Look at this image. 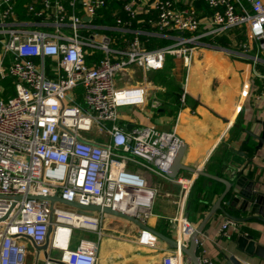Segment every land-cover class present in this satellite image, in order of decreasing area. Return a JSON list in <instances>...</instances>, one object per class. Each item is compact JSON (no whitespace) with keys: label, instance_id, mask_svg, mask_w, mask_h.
<instances>
[{"label":"built area","instance_id":"built-area-1","mask_svg":"<svg viewBox=\"0 0 264 264\" xmlns=\"http://www.w3.org/2000/svg\"><path fill=\"white\" fill-rule=\"evenodd\" d=\"M197 1H125L127 19L113 13L122 31L132 30L133 20L142 14H153L149 24L171 41L149 48L136 34L125 39V48H117V38L95 21L108 8V0H33L25 18L18 0H0V264H28L30 247L44 245L50 237V245L61 255L47 256L45 264H97L96 242L82 239L71 248L70 240L77 228L101 236L104 213L79 214L76 208L41 197L57 194L126 213L128 206L134 207L131 214L148 221L156 189L127 166L169 177L184 142L176 132L155 125L126 131L119 122L120 108L146 103V71L163 69L168 56L182 59L189 70L204 36L245 27L264 49V0H203L211 12L206 20L199 15ZM204 21L210 28L201 33ZM243 46L249 50L248 44ZM88 48L103 56L91 63ZM132 68L144 72L143 80L119 85L117 79L129 77ZM6 81L15 86V95L7 99ZM79 87L83 103L74 94ZM187 99L184 87L180 100L186 104ZM84 132L107 134L109 141H94ZM178 181L185 195L187 180ZM181 222L179 240L186 243L195 228L186 218ZM62 227L70 231L65 247L57 242ZM237 227L236 220L227 218L221 233L229 236ZM157 241L152 231L141 229L140 242L155 247ZM179 256L182 252L175 249L163 263L178 264ZM201 262L211 264L208 258Z\"/></svg>","mask_w":264,"mask_h":264},{"label":"crops","instance_id":"crops-1","mask_svg":"<svg viewBox=\"0 0 264 264\" xmlns=\"http://www.w3.org/2000/svg\"><path fill=\"white\" fill-rule=\"evenodd\" d=\"M30 1L33 0L17 2L22 18H25L26 6ZM123 5L113 6L111 10L127 19ZM177 5L182 6V3ZM196 6L200 17L206 20L211 12L204 1H197ZM102 24L107 26L102 31H112L117 38V48H125V39H129V35L132 36L130 39L136 34L144 35V39L141 38L145 43L163 38L162 34L142 26L122 31L114 19ZM205 24L204 21L200 27L201 33L210 28ZM244 44H248L249 50L246 51ZM88 51L91 63L103 56L102 51L93 48H88ZM255 56L257 59L253 60ZM48 75L54 76L53 73ZM128 75L125 78L119 77L118 84L135 83L144 78V72L140 69L132 68ZM146 79V103L120 108V124L126 131L138 126L155 125L159 130L176 132L186 146L182 163L196 169L195 172L182 170L176 177H164L145 167L132 164L127 166L141 172L156 189L152 215L146 222L147 226L152 231L179 239L182 235V218L189 220L195 230L204 223L198 235V255L202 261L208 258L211 264H230V257L235 256L241 264H264V257L246 255L238 249L236 241L240 235L250 234L256 241L264 244V221H237L238 227L230 230L229 236L222 235L221 226L227 219L226 215L219 210L216 216L206 219L226 186L220 180L199 173L203 171L234 180L235 171L240 170L247 161L242 154L236 152L240 149L255 156V163L264 168V147L255 152L254 148L258 143L253 138L249 145L242 146V142L248 138L247 129L258 134L262 131L264 49L258 41L250 39L245 27L227 28L220 34L200 39L189 70L182 59L168 56L163 69L146 71ZM184 87L188 90L186 104L180 100ZM82 92V87L75 90L77 102L83 103ZM89 138L100 143L109 141L107 134L95 132ZM250 169L263 172L252 166L246 172L251 171ZM253 175L251 173L250 177ZM180 178L187 180L189 186L185 195L178 181ZM235 214L254 216L250 212L240 214L236 211ZM101 229V236L98 231L75 229L70 240L71 248H76L82 239L96 242L97 264H164V258L175 253L174 248L159 238L155 247L140 242L142 228L124 218L104 213ZM66 237L67 233L62 230L60 241ZM51 239L52 237L47 249L39 250L34 245L30 247L28 264H45L47 256L52 259L60 258L61 250L50 245ZM183 241L189 243L188 240ZM177 261L178 264H193L185 255L177 257Z\"/></svg>","mask_w":264,"mask_h":264},{"label":"water","instance_id":"water-1","mask_svg":"<svg viewBox=\"0 0 264 264\" xmlns=\"http://www.w3.org/2000/svg\"><path fill=\"white\" fill-rule=\"evenodd\" d=\"M127 1V0H124ZM86 21H89V18L85 17ZM262 131L260 134L254 132L251 129H247L246 132L248 134V138L242 142V146L249 145L251 139H255L257 141V145L254 148L255 152H258L260 149L264 147V121L261 122ZM234 151V148H231ZM186 146L182 145L179 150L175 163L171 172L168 174L170 177H176L180 171L188 170L191 172H195L196 169L185 166L182 163V158L185 154ZM236 151V150H235ZM239 154H242L246 158V163L244 166L234 173V180H227L224 178H220L218 176L210 175L206 172L200 171V174L209 176L213 179L220 180L226 186L225 191L219 197L217 202L211 207L210 212L207 216L208 220L211 216H216V212L219 210L222 211L227 218L236 220V221H250L251 219H257L260 221H264V168H260L255 163V156H250L248 152H244L242 149L236 151ZM252 166V168H257L262 170L263 172H254L252 169L248 173L246 172L248 167ZM253 173V177H250V174ZM42 199L49 200L53 205L55 202H60L63 205L71 206L78 210L79 214H90L92 215L94 212H103L106 214L114 215L120 218L127 219L142 229L150 230L146 223L142 222L135 215L123 212L119 209H115L109 206H102L99 204H90L84 205L77 201H69L64 198H61L57 194L53 196L41 197ZM238 213H252L253 217L249 216H237L235 212ZM205 220V221H206ZM204 223L198 227L189 237V243H183L179 239L168 237L158 231H152L159 239L166 241L170 247L174 249H178L182 252L183 256H187L193 264H202L201 259L198 255V235L202 231ZM237 246L238 249L243 251L246 255H258L264 257V244L256 241L252 235H240L237 238ZM49 246V239L46 241L44 245L37 246L39 250L47 249ZM230 264H241L235 256L230 257Z\"/></svg>","mask_w":264,"mask_h":264},{"label":"trees","instance_id":"trees-1","mask_svg":"<svg viewBox=\"0 0 264 264\" xmlns=\"http://www.w3.org/2000/svg\"><path fill=\"white\" fill-rule=\"evenodd\" d=\"M108 1H109L108 8L106 10H104V11H101L100 14L97 16V18L95 20L96 23H98V24H102L104 22L107 23L109 20H113V19L115 20L116 17L113 16L114 11L111 10V7H113V6H116V7L117 6H121L122 4L125 3V1H123V0H108ZM152 15L153 14H149V15L142 14L141 16L137 17L136 19L133 20L134 27L142 26V27H146L145 29H149L150 28L149 30L156 29L155 27L151 26V24H149V19H150V17H152ZM110 32L112 33V31H110ZM113 33L116 34V32H114V31H113ZM129 36H130V38L132 37L131 35H129ZM140 37H142L144 39V35H142ZM121 41H122V39H121ZM170 41L171 40H167L165 38H162V39H156L155 38V42H153L152 40L148 41V42H146V46H148L149 48H156V47H159V46H162V45H166ZM6 94H5V96H6Z\"/></svg>","mask_w":264,"mask_h":264},{"label":"bare ground","instance_id":"bare-ground-1","mask_svg":"<svg viewBox=\"0 0 264 264\" xmlns=\"http://www.w3.org/2000/svg\"><path fill=\"white\" fill-rule=\"evenodd\" d=\"M129 207V206H128ZM126 208V210L127 211H130V212H128V213H133L134 212V207H131V208ZM123 209H124V207H123ZM71 221H73L74 223H75V225H80V223H79V221H77V220H72L71 219ZM62 230L65 232V233H67V237L63 240V241H60V235H61V232H62ZM68 235H69V238H70V231H69V228L68 227H62L60 230H59V233H58V236H57V242H58V245L59 246H66L67 245V242H68Z\"/></svg>","mask_w":264,"mask_h":264},{"label":"rangeland","instance_id":"rangeland-1","mask_svg":"<svg viewBox=\"0 0 264 264\" xmlns=\"http://www.w3.org/2000/svg\"><path fill=\"white\" fill-rule=\"evenodd\" d=\"M4 85H5L6 89H7V94L5 96L6 99L9 96L15 95V86L13 85L12 81H6V82H4ZM82 135L87 137V138H89L91 136V133L84 132V133H82ZM74 238H76V237H74Z\"/></svg>","mask_w":264,"mask_h":264}]
</instances>
